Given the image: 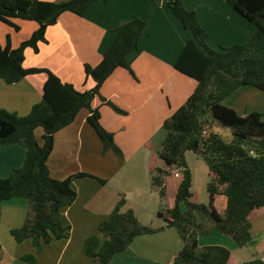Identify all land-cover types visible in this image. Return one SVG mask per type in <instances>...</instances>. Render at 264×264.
<instances>
[{"label": "trees", "instance_id": "16d2710c", "mask_svg": "<svg viewBox=\"0 0 264 264\" xmlns=\"http://www.w3.org/2000/svg\"><path fill=\"white\" fill-rule=\"evenodd\" d=\"M112 0H70L49 2L42 0H0V22L16 31L15 20L35 22L37 31L18 48H13L10 37L5 46L0 45V79L14 85L33 75L45 74L43 100L31 112L21 117L0 109V142L3 146L21 145L26 159L6 179L0 180V202L15 197L24 198L28 205L25 225L11 231L13 239L21 244L31 240L36 253L55 240L71 237V227L62 221L63 210L72 206L78 194L73 187L75 179L91 178L102 185L107 181L89 174H77L66 180L51 176L48 166L55 145V135L72 125L79 113H89L88 124L93 128L105 150L123 158L124 154L113 133L101 123V113L93 108L99 98L116 113L125 115L106 100L101 89L120 68L138 80L128 62L132 52L139 51L155 12L165 0H151L144 19H135L114 30L110 47L104 52L97 67L85 65L87 80L93 87L78 91L64 83L47 69H25V52H40V45L47 44V31L56 26L66 13L84 18L97 2L108 4ZM246 23L255 27L253 36L243 44L215 50L209 45L210 35L199 22L196 12L186 8L183 0H168L167 6L180 22L188 36L175 69L196 81L197 87L187 102L163 125L164 140L157 155L166 170L154 169L151 187L160 197L158 217L165 222L162 228L143 225L132 209L125 210L126 199L121 196L117 206L99 227V233L85 242L84 253L91 264H111L114 257L126 252L133 242L146 235H155L168 228L177 230L182 248L172 264H229L231 251L222 246H204L199 238L217 231L233 240L239 248L255 244L251 213L264 209V113L239 115L226 104V100L244 87L264 93V0H224ZM230 131L227 140L214 128ZM42 129V145L36 131ZM195 153L209 168L212 175L207 186L208 204L193 202V173L187 163L186 153ZM179 171L180 184L175 205L166 208L167 178ZM225 197L227 207L219 212L215 199ZM197 215L206 218L197 221ZM1 250V242H0ZM36 264V257L22 258ZM249 264H262L252 262Z\"/></svg>", "mask_w": 264, "mask_h": 264}, {"label": "crops", "instance_id": "0c3cea01", "mask_svg": "<svg viewBox=\"0 0 264 264\" xmlns=\"http://www.w3.org/2000/svg\"><path fill=\"white\" fill-rule=\"evenodd\" d=\"M42 1L60 3L70 0ZM167 1H163L151 19L140 41L139 51L128 56L138 80L120 68L101 89L102 96L126 114L116 113L99 98L93 103V108L101 113L102 125L114 134L124 157L105 150L87 122L89 113L86 110L79 113L72 125L55 135L54 150L48 162L54 179L63 181L84 173L107 181V185L91 178L74 180L77 201L62 213L63 224L71 227V237L53 241L39 254L31 240L19 244L11 235L12 230L25 225L28 214L26 200L15 197L0 202V264H29L22 260L28 255L36 257V264H91V259L84 253L85 242L99 233L101 223L109 217L121 196L127 202L125 210L132 209L143 225L155 229L165 226L158 217L160 197L151 187L150 174L155 168H161L157 164V150L165 137L162 130L165 121L187 102L197 87L195 80L174 67L188 36L168 8ZM150 2H97L84 18L72 13L64 14L56 26L48 29V43L40 45L38 54L31 49L26 50L24 68L47 69L78 91H89L93 83L86 78L85 65L97 67L113 41L114 30L135 19L146 18ZM183 2L187 9L197 13L201 26L210 35L209 45L215 50L243 44L255 33V27L246 23L224 0ZM14 23L20 27L19 31L0 22V45L5 46L10 37L11 45L16 49L38 29L35 22L15 20ZM46 81L45 74L29 76L14 85L0 79V109L27 116L35 105L42 102ZM226 104L239 115L264 113V93L244 87L229 97ZM42 136L43 130H37L36 137L41 145ZM25 159L26 150L21 145L3 146L0 142V180L8 178L14 169L21 168ZM186 160L193 173V202L208 204L210 170L193 152L186 153ZM161 163V169L166 170L163 161ZM180 179L181 175L176 177L175 173L167 178V209L175 205L168 194L170 189L177 194ZM221 197L215 199L219 212L227 207V200ZM197 221L205 223L206 218L197 215ZM249 221L255 241L253 246L239 248L233 240L217 231L200 237L199 244L201 247L229 249V264L258 261L264 264V209L251 213ZM181 248L177 230L168 228L155 235L138 237L126 252L116 255L111 264H172Z\"/></svg>", "mask_w": 264, "mask_h": 264}, {"label": "rangeland", "instance_id": "374dc122", "mask_svg": "<svg viewBox=\"0 0 264 264\" xmlns=\"http://www.w3.org/2000/svg\"><path fill=\"white\" fill-rule=\"evenodd\" d=\"M189 7H191L190 5H189ZM219 50V49H218ZM41 131H42V129H40ZM214 132H216V133H219L220 135H222L224 138H226L227 140H231L232 139V135H231V132L230 131H226L225 129H223V128H217ZM163 134H164V132H163ZM165 135V134H164ZM164 163V162H163ZM157 164H160V167L162 168L163 167V165H162V163H161V161L158 159V161H157ZM165 166V165H164ZM166 167V166H165ZM158 168V167H157ZM156 169V168H155ZM173 180H176L174 177H173ZM178 182H179V180H178ZM166 195H167V191H166ZM169 198L171 197L172 199H173V201H175V199H176V192H174L173 191V189L171 190H169ZM203 197H204V200L206 199V194L204 193V195H203ZM222 198V197H221ZM225 198V197H224ZM226 199V198H225Z\"/></svg>", "mask_w": 264, "mask_h": 264}, {"label": "built area", "instance_id": "2783aa9c", "mask_svg": "<svg viewBox=\"0 0 264 264\" xmlns=\"http://www.w3.org/2000/svg\"><path fill=\"white\" fill-rule=\"evenodd\" d=\"M174 173H175L176 177H179L181 175V173L179 171H175Z\"/></svg>", "mask_w": 264, "mask_h": 264}]
</instances>
